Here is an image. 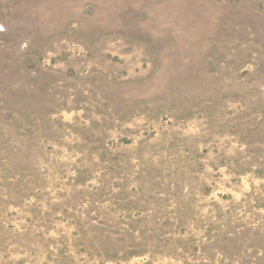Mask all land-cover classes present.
Masks as SVG:
<instances>
[{"label":"rangeland","instance_id":"rangeland-1","mask_svg":"<svg viewBox=\"0 0 264 264\" xmlns=\"http://www.w3.org/2000/svg\"><path fill=\"white\" fill-rule=\"evenodd\" d=\"M264 264V0H0V264Z\"/></svg>","mask_w":264,"mask_h":264},{"label":"trees","instance_id":"trees-1","mask_svg":"<svg viewBox=\"0 0 264 264\" xmlns=\"http://www.w3.org/2000/svg\"><path fill=\"white\" fill-rule=\"evenodd\" d=\"M202 264V263H201Z\"/></svg>","mask_w":264,"mask_h":264}]
</instances>
